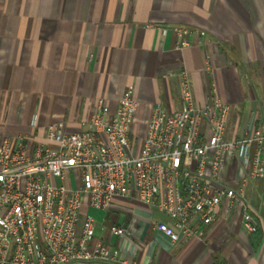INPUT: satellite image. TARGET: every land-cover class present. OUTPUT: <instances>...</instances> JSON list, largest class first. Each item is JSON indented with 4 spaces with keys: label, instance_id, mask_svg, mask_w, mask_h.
Returning <instances> with one entry per match:
<instances>
[{
    "label": "crops",
    "instance_id": "obj_1",
    "mask_svg": "<svg viewBox=\"0 0 264 264\" xmlns=\"http://www.w3.org/2000/svg\"><path fill=\"white\" fill-rule=\"evenodd\" d=\"M178 28L189 31L182 50L175 48ZM183 69L198 103L217 88L235 135L252 114L264 124V0H0V137L41 140V128L59 121L75 130L96 100L114 109L128 85L139 102L137 118L154 103L174 112L178 81L166 75ZM245 193L252 232L238 210L221 212L201 237L171 246L151 227L134 264H264V180L251 181ZM136 207L141 222L150 214L152 224L174 226ZM89 211L83 209L94 219ZM94 211L95 238L118 247L110 230L131 215Z\"/></svg>",
    "mask_w": 264,
    "mask_h": 264
},
{
    "label": "built area",
    "instance_id": "obj_2",
    "mask_svg": "<svg viewBox=\"0 0 264 264\" xmlns=\"http://www.w3.org/2000/svg\"><path fill=\"white\" fill-rule=\"evenodd\" d=\"M173 31L175 48L188 47L189 31ZM166 77L178 81L174 112L154 103L137 118L128 85L114 109L96 100L75 130L59 121L41 128V140L0 137V264H134L148 228L171 246L201 237L221 212L238 210L245 231H253L245 190L264 180V124L252 114L237 136L216 87L198 103L186 70ZM137 203L174 226L152 224L150 214L141 222ZM84 208L131 215L110 230L118 247L95 238Z\"/></svg>",
    "mask_w": 264,
    "mask_h": 264
},
{
    "label": "rangeland",
    "instance_id": "obj_3",
    "mask_svg": "<svg viewBox=\"0 0 264 264\" xmlns=\"http://www.w3.org/2000/svg\"><path fill=\"white\" fill-rule=\"evenodd\" d=\"M231 128H230V126H229V129H228V131L230 130ZM89 213L94 217V219H96V220H98L99 219V215H100V213H98V212H95L94 210H92V209H90V211H89Z\"/></svg>",
    "mask_w": 264,
    "mask_h": 264
}]
</instances>
